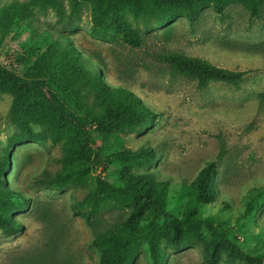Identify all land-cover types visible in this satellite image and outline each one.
Instances as JSON below:
<instances>
[{
  "label": "rangeland",
  "instance_id": "obj_1",
  "mask_svg": "<svg viewBox=\"0 0 264 264\" xmlns=\"http://www.w3.org/2000/svg\"><path fill=\"white\" fill-rule=\"evenodd\" d=\"M40 1L42 5L0 0V9L25 7L31 12L20 21L25 30L0 29V65L35 82L32 107L43 104L62 124L78 126L94 102L92 96L72 78L60 80L62 66L52 75V64L48 70L43 65L48 55L54 58L56 40L80 50L102 70L107 84L130 90L158 113L150 126L122 132L123 146L87 127L98 158L147 146L155 155L152 164L133 173L168 179L173 184L169 210L176 215L187 200L183 181L190 183L208 162H215L218 201L202 206L200 217L264 264V10L261 19H252L240 5L229 6L222 15L207 8L194 22L177 18L162 25L128 14L124 21L144 38V45L134 48L116 32L105 40L92 35L99 0ZM166 51L245 72V79L238 88L216 82L200 88L196 79L173 72L159 60L158 54ZM12 110L13 97L0 93V160L8 158L9 167L8 174L0 173V183L14 186L28 203L15 214L20 232L6 236L0 230V264H99L93 239L120 225L129 210L112 208L87 220L83 214L90 208L76 207V192L96 191L99 178L118 187L119 170L94 164L84 180L63 189L48 188L45 181L63 169L60 159L68 137L41 124H31L30 135L24 136ZM109 195L113 203L120 197L114 191ZM204 232L210 236L206 226ZM136 264H151L147 245ZM165 264H205L202 246L165 249Z\"/></svg>",
  "mask_w": 264,
  "mask_h": 264
},
{
  "label": "trees",
  "instance_id": "obj_2",
  "mask_svg": "<svg viewBox=\"0 0 264 264\" xmlns=\"http://www.w3.org/2000/svg\"><path fill=\"white\" fill-rule=\"evenodd\" d=\"M33 4L42 5V2L33 0ZM96 4L92 35L105 40L116 32L134 48L143 46L144 38L132 24L124 21L128 14L145 22L153 20L162 25L177 18L194 22L207 8L222 15L229 6L240 5L252 19H261L264 10V0H99ZM30 15L31 12L25 7L18 10L0 9L1 31L25 30L20 21ZM113 25L119 27L115 29ZM53 44L56 54L54 58L48 55L43 69L48 70V65L52 64L53 71L48 72L55 75L62 66L60 73L63 77L60 80L72 78L74 84L83 87L94 101L92 106L83 111L78 126L62 124L56 113L43 104L33 108L30 89L35 82L1 65L0 93H8L13 97V118L24 136L30 135L31 124L44 125L59 136L62 133L67 135L68 141L60 159L63 169L54 178L45 181L48 188L63 189L70 182L84 180L94 164L104 165V170L115 165L119 170L118 187L99 178L96 191L76 192V207L79 210L90 208L89 212L83 214L87 220L92 215L112 208L129 210L120 225L99 232L93 239L92 245L99 253V264H136L143 245L149 249L151 264H165V249L181 251L195 244L202 246L205 264H263V259L247 254L235 240L200 217L202 206L218 201L215 162H208L190 183L183 181L187 189V200L181 215H176L169 210L173 184L168 179H157L151 173H133L135 168L152 164L155 155L147 146L136 151L123 150L108 156L106 160L98 158L87 127L108 139L114 137L116 143L123 146L124 140L120 137L122 132L150 126L157 119L158 113L130 90L107 84L102 70L84 58L80 50L70 44L62 46V42L57 40ZM158 58L173 72L196 79L200 88L212 82L238 88L246 75L245 72L223 69L207 60L179 52H162ZM7 161L8 158L0 160V173H9ZM12 187L0 183V230L6 236H13L22 230L15 214L22 212L28 203ZM111 191L120 196L116 203L109 201L113 199L109 195ZM142 215L144 217L139 218ZM205 226L210 236L204 232Z\"/></svg>",
  "mask_w": 264,
  "mask_h": 264
}]
</instances>
